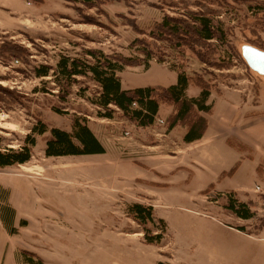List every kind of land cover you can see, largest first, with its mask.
I'll list each match as a JSON object with an SVG mask.
<instances>
[{
	"label": "rangeland",
	"instance_id": "374dc122",
	"mask_svg": "<svg viewBox=\"0 0 264 264\" xmlns=\"http://www.w3.org/2000/svg\"><path fill=\"white\" fill-rule=\"evenodd\" d=\"M3 2L8 8L0 5V48L4 41H13L30 51L25 60L0 58V125L6 127L0 126L3 146L21 148L39 120L49 118V123L70 130L77 115L88 120L106 149L101 160L54 157L49 160V168L39 159L35 161L38 169L28 161L6 170L3 178L22 193L26 204L32 203L35 208L37 200L48 211L44 225L31 226L23 230L22 237H15L16 264H30V260L37 264H156L154 247L137 241L142 237H130L133 230L143 229L127 212L132 203L140 201L158 203L157 214L170 225L172 251L183 259L189 255L191 264H264L263 180L250 165L234 180L225 176L219 182L217 176L211 175L197 180L195 175L189 178L179 177L177 172L164 174V163L158 157L141 158L149 153L132 150L135 142L156 144L153 139L157 131H164V126L158 123L141 128L121 111L113 118L99 116L89 100L97 85L88 77L79 76L62 99L53 73L41 78L34 72V67L41 64L55 66L63 55L81 57L87 47L101 48L108 54L143 57L145 41L153 52L150 65L154 66L149 71L143 65L128 68L121 74L124 86L170 85L177 78L176 71L170 69L179 66L194 77H203L213 86L214 93L228 88L244 89L254 95V103L261 102L264 107V74L252 69L242 53L244 45L264 50V0H98L97 6L91 8L65 0H46L43 4L31 0ZM190 12L221 21L226 31L223 42H211L218 54L205 48L198 50L209 61H201L189 47L182 46L185 53L179 55L180 48L151 34L165 16L184 18ZM84 15H90L98 24L85 23ZM165 105L163 109L168 110ZM248 121L254 122L248 135L264 143V111ZM152 151L151 154L158 152ZM115 163L124 170L136 166L142 174L127 178L116 170ZM206 164L215 172L229 166L226 160L219 163L221 167ZM260 164L264 167L262 159ZM47 169L53 173V177L49 175L52 179H42L52 187L48 194L41 192L38 183H29L31 176ZM35 177L32 179L36 181ZM211 183L217 186L210 187ZM205 184L208 189L201 191ZM242 184L244 193H249L232 191ZM256 186L260 188L254 191ZM34 188L37 189L33 194ZM232 198L253 204L254 216L245 220L230 210L228 203ZM227 226L244 227L254 236H241ZM207 233L213 237H202Z\"/></svg>",
	"mask_w": 264,
	"mask_h": 264
},
{
	"label": "trees",
	"instance_id": "16d2710c",
	"mask_svg": "<svg viewBox=\"0 0 264 264\" xmlns=\"http://www.w3.org/2000/svg\"><path fill=\"white\" fill-rule=\"evenodd\" d=\"M37 3L43 0H33ZM73 4H84L87 7H95L98 0H66ZM77 10H80L79 8ZM85 23L98 24L90 15H84ZM152 36L158 39H166L178 50L179 55L185 53L183 47H189L192 52L201 60L209 61L208 57L200 48L213 50L218 54L213 40L222 41L226 38V31L221 21L215 22L212 17L204 14L190 12L186 17L165 16L155 24ZM142 39H136L140 42ZM210 42V43H208ZM141 54L138 56H126L122 54H108L101 48H85L83 56L70 57L60 56L56 65L49 63L34 67L37 77H46L53 73L55 82L58 84L59 97L65 99L71 92L72 85L77 82L79 76L88 77L97 85L96 93L89 99L97 109V114L105 118H113L117 111L138 126L148 127L153 125L158 117L162 104L173 106V111L167 119L168 128L176 125H183L187 128L184 136L186 142L200 138L206 131L208 123L200 112H209L212 105L208 102L212 87L208 81L201 76H192L183 67L172 68L178 72V80L170 86L148 85L125 89L122 86L120 72L127 66L144 65L150 66V60L154 58L151 49L146 47L142 41ZM214 45V46H213ZM213 47V48H211ZM30 55L29 49L13 41H4L0 48V58H21L26 59ZM162 61L163 59H159ZM248 64V63H247ZM191 83L201 88L196 97H190L187 89ZM59 112V109H56ZM39 126V128L37 127ZM39 134L46 132L48 126L42 120L32 128ZM29 133L26 135L25 144L21 150L0 151V165L6 166L15 163L24 164L31 157V146L36 144V138ZM52 137L47 142L46 153L48 155H77L104 153L105 148L89 127L85 117L74 115L72 130L67 131L59 127L51 128ZM1 142V139H0ZM79 142L80 144H78ZM228 208L238 216L249 219L254 216L249 204L230 200ZM128 215L143 226L144 242L148 244H160L167 233V223L164 219L158 218L154 206L143 202H134L127 210ZM244 230V227H240ZM30 264H37L34 260ZM43 264V263H42ZM159 264H165L159 262Z\"/></svg>",
	"mask_w": 264,
	"mask_h": 264
},
{
	"label": "crops",
	"instance_id": "0c3cea01",
	"mask_svg": "<svg viewBox=\"0 0 264 264\" xmlns=\"http://www.w3.org/2000/svg\"><path fill=\"white\" fill-rule=\"evenodd\" d=\"M45 1L46 0H44V2L42 1L41 3L43 4L45 3ZM33 2L37 3L35 1ZM28 3L30 4L31 2ZM0 5L8 8L7 4L3 2V0H0ZM87 48H93V47H87ZM142 65H137V66H142ZM137 66H127L125 70L127 71L128 68L137 67ZM153 66L154 65L152 66L150 65L149 67H147L148 71L151 68H153ZM125 70L119 73L120 77L121 74L125 72ZM170 70H174V69H170ZM174 73H177V78L176 81L172 84H175L178 80V72L176 71ZM46 77H50V75ZM121 81L123 88L125 89L135 88V87L124 86V82L122 78ZM148 85L155 86L160 84H148ZM148 85H144V86H148ZM170 85H161V86H170ZM200 92H201V88L194 83H191L187 89V94L190 97H196L200 94ZM253 96H254L253 94L250 95V91L247 92L244 89H238V88L223 89L222 91H220V93L219 92L214 93L211 90V94L208 102L212 105V108L209 112H205V111L200 112V114L207 119V123H208L207 129L200 138L191 142H186L184 140V136L187 132V128L185 126L176 125L173 128L170 129L168 128L167 119L173 111V106L165 105L166 107H169V109L166 110L163 109L164 104H162L157 120L153 125L155 126L156 124L160 123L161 126H164V131H160V130L157 131L156 138L153 139L156 144H147L146 142H135L132 147V150L138 152L139 154L143 153L145 150L149 153L148 156H141V158L158 157L159 162L164 163V165H162L164 174L165 173L168 174L170 172H177V174H179L178 175L179 177H189V178L195 175L197 180L198 179L203 180L206 178L207 175H211L213 177L217 176V178L215 179H217L218 182L220 181V178H224L225 176L228 179L234 180L235 177L244 174L245 167L250 165L251 166L250 168H252V170L255 171L256 176L259 175L262 178L263 180L262 189L264 192V167H261L262 164H260V159L264 161L263 158L264 143H259L258 141L254 140L253 136L251 134L248 135L247 132V130L254 125V122L253 121L246 122V121L252 116L260 113V111H264V107H262L261 102L256 101V103H254V99H252ZM42 121L47 124L48 130L46 132H43L42 134H39L36 130L39 128V126L37 125L38 128H35L33 133L31 134L32 137L36 138V144L31 146V157L28 161H32V166L36 167V169L40 168L38 164L35 165V161L39 159L44 160V162L46 163V168H49L48 167L49 160L54 157L86 156L89 158L99 157L97 158V160L102 159V155L105 152L91 153V154H77V155H58V156L48 155L46 153L47 142L52 137L51 128L56 126L53 123L52 124L49 123V118L47 120L45 119ZM0 126L1 128H6L4 127V125H0ZM141 128H147V127H141ZM71 130H72V125H71V129L67 131H71ZM91 130L105 148L104 143L100 140L97 133L92 128ZM0 132H2V130H0ZM175 136L178 137V140L175 138ZM247 138H251L252 142H250ZM77 143L80 144L79 142ZM146 147H148L149 149ZM233 148H235L239 153H236ZM21 149L22 147L17 148V145H10V144H8L7 147H4L3 140L1 139L0 151L8 152L10 150L17 151ZM224 149H226V153L221 154L224 151ZM152 150H157L158 152L151 154L152 152H154ZM186 150L188 151L185 154H180L181 151H186ZM139 157L140 155L137 158ZM225 160L226 163L228 162L229 165L226 166V168H224L223 166L221 167L219 165V163ZM257 160L259 161V163L254 162ZM27 162L24 164L15 163L6 166L0 165V264H16L17 261L16 249L18 245H17V240H15V237H20L21 235H23L24 234L23 230L31 226H32L31 228H35L36 226L44 225L48 217L47 216L48 211L44 206L40 205L39 202H37V200L35 202V208H32V203L29 205L26 204V202L23 200L22 193H20L18 190L12 187V185H10V183L3 178V176L7 174L6 170L17 168L18 166L26 165ZM233 162L234 164H232ZM206 163H212L214 167L218 166L221 168H219L217 172H215L212 169H210V167L207 166ZM119 166H120L119 164H116V170L123 175L125 174L127 178L129 177L132 178L131 176H133V178H136V176L139 175L141 176L142 174L140 172L141 170L137 169L136 166L133 168H131L132 166H129V168L126 170L120 169ZM219 170H221V172L217 174ZM50 172L51 171L49 169H47L46 172L45 170L41 171L40 173H42V175L39 172H37L38 176L36 177L33 176L35 177L36 181L32 179L33 178L32 176L31 179H29V177L25 175L22 176L28 178L29 183L31 185H35L33 183H38L41 192H46L48 194L49 189H51L52 187L49 186L50 185L49 182H44L42 181V179L44 180L52 179L50 177H53V173ZM183 172L185 175L183 174ZM10 173L14 174L15 176L18 175V173L14 171ZM49 175L52 176L49 177ZM38 177H40L39 178L41 179L40 181L39 180L37 181ZM237 185L239 184L237 183ZM209 186L216 187L217 185L216 183H211ZM242 186L243 184L240 185L238 188H233L232 191H234V193H238V192L244 193V191L242 190ZM204 188L206 190L208 189V186L205 184L200 190L204 191ZM258 188L260 187L256 186L254 191ZM35 189L37 188H34V190L32 191L33 194ZM247 193L249 192H245L244 194ZM152 205L154 206L156 216L158 218L164 219L163 217L157 214L158 203ZM254 205L256 207L255 203ZM250 207L253 208V204H251ZM164 220L166 221L168 228L162 243L148 244L144 242L143 239L144 233L140 230L139 231L133 230L130 233L131 234L130 237H142V239L140 238L137 241L143 242L148 246L154 247V252L156 254L155 255L156 264H159V262H163L165 264H191L192 259L189 258V255L185 259H183L177 256L172 251L171 240L169 238L170 225L166 219ZM41 226L39 228H41ZM39 228H37L38 231ZM228 228L235 230L238 234L244 237H246L247 235L251 237L254 236L241 229H235L234 227H228ZM262 233L263 234L261 235V239L264 238V231H262ZM184 234H188V233L185 232ZM48 237H49V230H48ZM202 237H213V236L212 234L207 233Z\"/></svg>",
	"mask_w": 264,
	"mask_h": 264
},
{
	"label": "water",
	"instance_id": "95a60500",
	"mask_svg": "<svg viewBox=\"0 0 264 264\" xmlns=\"http://www.w3.org/2000/svg\"><path fill=\"white\" fill-rule=\"evenodd\" d=\"M242 53L252 69L260 74H264V50L252 45H244Z\"/></svg>",
	"mask_w": 264,
	"mask_h": 264
},
{
	"label": "built area",
	"instance_id": "2783aa9c",
	"mask_svg": "<svg viewBox=\"0 0 264 264\" xmlns=\"http://www.w3.org/2000/svg\"><path fill=\"white\" fill-rule=\"evenodd\" d=\"M18 62V61H17ZM128 134V133H127Z\"/></svg>",
	"mask_w": 264,
	"mask_h": 264
}]
</instances>
